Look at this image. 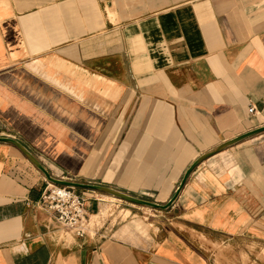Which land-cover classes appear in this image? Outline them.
<instances>
[{
	"label": "crops",
	"instance_id": "1",
	"mask_svg": "<svg viewBox=\"0 0 264 264\" xmlns=\"http://www.w3.org/2000/svg\"><path fill=\"white\" fill-rule=\"evenodd\" d=\"M251 105L264 0H0V137L54 178L165 205L202 155L264 127ZM47 181L0 142V264H264V133L201 163L168 210L127 203L65 243L30 207ZM76 190L91 216L113 203Z\"/></svg>",
	"mask_w": 264,
	"mask_h": 264
},
{
	"label": "built area",
	"instance_id": "2",
	"mask_svg": "<svg viewBox=\"0 0 264 264\" xmlns=\"http://www.w3.org/2000/svg\"><path fill=\"white\" fill-rule=\"evenodd\" d=\"M250 113L264 118V108L258 110L256 106L251 105ZM30 207L36 215L44 218L45 228L64 243L65 240L73 238L97 235L94 232L100 222H92L96 215L89 214L86 199L74 188L47 181L41 198L31 203Z\"/></svg>",
	"mask_w": 264,
	"mask_h": 264
},
{
	"label": "water",
	"instance_id": "3",
	"mask_svg": "<svg viewBox=\"0 0 264 264\" xmlns=\"http://www.w3.org/2000/svg\"><path fill=\"white\" fill-rule=\"evenodd\" d=\"M264 133V127L255 129L253 131H250L246 134H243L235 139H232L226 143H223L222 145H219L218 147L214 148L213 150L209 151L208 153H205L202 155L199 159L191 165V167L188 169L186 172L178 190L176 191L175 195L172 197V199L166 203L165 205L157 204L152 201H147L144 199H140L138 197L129 195L125 192L102 186V185H94V184H84V183H77V182H72V181H65V180H60L57 178H54L50 172L42 165V163L39 162V160L19 141L12 139V138H6V137H0V142H5V143H10L14 146H16L20 151L45 175L47 178L48 182L53 183L55 185L59 186H65V187H70L74 189H82V190H91L95 192H99L108 196H112L114 198H117L119 200L125 201L127 203L137 205V206H142V207H147L155 210H160V211H165L171 208L174 203L178 200L189 176L191 173L204 161L209 159L210 157L226 150L231 147H234L243 141H246L250 138H253L257 135H260Z\"/></svg>",
	"mask_w": 264,
	"mask_h": 264
},
{
	"label": "rangeland",
	"instance_id": "4",
	"mask_svg": "<svg viewBox=\"0 0 264 264\" xmlns=\"http://www.w3.org/2000/svg\"><path fill=\"white\" fill-rule=\"evenodd\" d=\"M164 118H165V114H164ZM91 193H93L91 195H95V194L101 195V194H99V192L98 193L97 192H91ZM106 199H111L110 201H113V203H110L109 201L102 202L101 210L97 214L98 217H93L92 222L99 223L106 218H109L110 221H112L113 219H115L119 215L120 209H122L123 207L128 205L127 202H124L122 200H116L117 198H114V197L106 198Z\"/></svg>",
	"mask_w": 264,
	"mask_h": 264
},
{
	"label": "bare ground",
	"instance_id": "5",
	"mask_svg": "<svg viewBox=\"0 0 264 264\" xmlns=\"http://www.w3.org/2000/svg\"><path fill=\"white\" fill-rule=\"evenodd\" d=\"M98 215H96L95 217H97Z\"/></svg>",
	"mask_w": 264,
	"mask_h": 264
}]
</instances>
